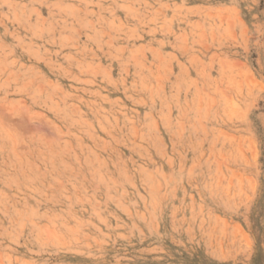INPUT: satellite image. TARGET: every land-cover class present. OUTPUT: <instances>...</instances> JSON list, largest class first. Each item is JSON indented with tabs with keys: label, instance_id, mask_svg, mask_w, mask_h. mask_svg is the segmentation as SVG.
Segmentation results:
<instances>
[{
	"label": "rangeland",
	"instance_id": "374dc122",
	"mask_svg": "<svg viewBox=\"0 0 264 264\" xmlns=\"http://www.w3.org/2000/svg\"><path fill=\"white\" fill-rule=\"evenodd\" d=\"M0 264H264V0H0Z\"/></svg>",
	"mask_w": 264,
	"mask_h": 264
}]
</instances>
